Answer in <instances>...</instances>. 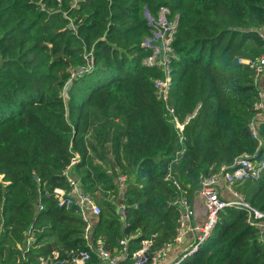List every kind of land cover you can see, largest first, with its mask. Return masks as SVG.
I'll return each instance as SVG.
<instances>
[{
    "label": "trees",
    "instance_id": "16d2710c",
    "mask_svg": "<svg viewBox=\"0 0 264 264\" xmlns=\"http://www.w3.org/2000/svg\"><path fill=\"white\" fill-rule=\"evenodd\" d=\"M145 6L179 14L174 113L156 93L163 71L144 62L153 54L142 45ZM261 26L264 0H0V262L89 249L80 208L54 195L69 187L68 168L102 206L90 215L93 243L114 253L133 235L132 254L147 239L153 250L173 242L180 194L169 168L192 201L222 166L264 157V119L258 136L250 128L259 84L241 61L264 54ZM175 117L186 122L182 141ZM120 174L129 178L125 225L111 199ZM238 188L264 210V170ZM219 213L212 236L181 264H264V238L247 213ZM29 233L36 240L24 258L18 243Z\"/></svg>",
    "mask_w": 264,
    "mask_h": 264
},
{
    "label": "built area",
    "instance_id": "2783aa9c",
    "mask_svg": "<svg viewBox=\"0 0 264 264\" xmlns=\"http://www.w3.org/2000/svg\"><path fill=\"white\" fill-rule=\"evenodd\" d=\"M145 17L150 27V35H148L143 46L147 49H152L150 57L145 59V64L148 66H156L164 73V77L154 79L156 93L159 98L164 101L166 108L170 113H174V105H170V91L173 84V75L171 73V63L177 57V52L173 48V41L176 35V30L179 22V14L170 18L172 12L166 6L159 9L158 14H154L145 6ZM260 35L264 39V26L258 28ZM247 64L251 71L254 72L256 83L259 84V99L255 104L257 114L250 123L252 132L258 136V120L264 114V87L260 85L261 77L264 75V54L255 59H241ZM85 70H88L85 68ZM190 119V118H189ZM176 127L181 134L183 140V130L185 123H181L175 117ZM188 122V121H187ZM183 149L176 154H182ZM77 158L74 159V162ZM73 162V163H74ZM264 170V157H258L257 153H245L239 156L231 166H222L214 174L205 177L201 182V187L197 194L203 197L206 219L201 225L192 223V204L189 197L183 192L182 185L178 178L172 174L170 168L165 179L170 181L179 192V196L174 200V203L179 208V220L176 232V237L173 242L164 244L158 248L152 249L154 245L153 239L143 241V246L135 250L132 254L129 253L130 240L134 236H124L120 240V249L114 251L107 250L104 244L99 240L92 242L90 236L92 223L90 215L100 214L102 212L101 204L94 196L85 192L82 182L76 176L69 174V168L64 171V175L68 177L69 187H56L54 195L58 199L60 206L70 207L73 204L80 208L81 216L87 223L84 237L89 242V249H74L65 251V256H61L60 249H54L47 255L39 257V264H89L93 257L92 253L101 260L94 264H181L185 259L192 256L204 244L214 231L215 225L219 218V212L226 206H233L243 209L247 213V222L258 229L261 233V239L264 238V210L254 206L243 193L238 185L244 181L259 179ZM128 176L120 174L117 178L118 194H113L111 199L117 203V210L122 217L124 225L127 223L126 210L127 204L124 202L125 191L127 189ZM226 193L230 197L226 196ZM191 231L194 234V240L183 247L186 241V233ZM25 243H18L19 249L22 251L25 258L26 253L34 246L36 238L29 233ZM183 247L181 249L177 247ZM0 264H2L0 262ZM20 264V263H18Z\"/></svg>",
    "mask_w": 264,
    "mask_h": 264
},
{
    "label": "crops",
    "instance_id": "0c3cea01",
    "mask_svg": "<svg viewBox=\"0 0 264 264\" xmlns=\"http://www.w3.org/2000/svg\"><path fill=\"white\" fill-rule=\"evenodd\" d=\"M260 85L262 87H264V75L261 77L260 80ZM264 119V114L262 116H260L259 120ZM226 196L230 197V195H228L226 193ZM192 204V210H193V216H192V223L195 225H201L205 222L206 219V209H205V204H204V200L203 197L200 194H197L194 199H192L191 201ZM186 241L185 243L182 245L183 247H186L187 245H189L193 240H194V234L191 231H188L186 233ZM183 247H177L179 249L183 248Z\"/></svg>",
    "mask_w": 264,
    "mask_h": 264
}]
</instances>
